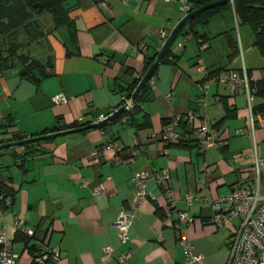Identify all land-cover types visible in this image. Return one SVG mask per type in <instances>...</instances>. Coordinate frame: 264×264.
<instances>
[{"label": "crops", "instance_id": "obj_1", "mask_svg": "<svg viewBox=\"0 0 264 264\" xmlns=\"http://www.w3.org/2000/svg\"><path fill=\"white\" fill-rule=\"evenodd\" d=\"M188 2L191 6L192 0ZM229 6L205 25L176 37L169 61L160 62L152 75L154 89L148 87L129 121L122 112L103 129L0 151L1 181L13 192L1 207L0 231L5 225L15 264H34L43 241L59 245V264H116L117 254L126 250L132 253L129 264H181L182 236L190 239L203 264L226 263L239 220L214 226L212 200L237 185L264 196V168L257 173L253 164L254 155L264 161V128L259 123L264 113L253 112L264 110V92L249 108L243 90L233 94L227 84L208 78L215 71L245 72L252 83L264 85V57L254 45V33L238 23ZM66 9L73 37L65 28L45 25L50 31L44 51L53 58L46 78L39 83L22 79L20 67L0 74V145L19 142L10 141L14 135L23 140L43 136L45 130L75 129L80 121L88 126L113 114L129 85L147 71V58L155 62L184 18L176 0H66ZM202 41L207 48L200 52ZM57 94L68 102L52 105L50 99ZM190 112L198 119L180 124L178 142H162L163 123ZM203 120L216 147L199 146L197 129ZM104 143L116 145L124 162L117 164L113 152L102 151ZM166 169L174 209L187 212L192 223L181 222L179 230L173 229L170 221L176 216L166 215L163 190L149 179L148 197L129 229L130 242L121 244L114 223L132 199L133 173L159 175ZM99 185L103 191L94 195ZM187 194L198 201L188 206ZM18 217L34 238L13 229ZM106 246L113 248L109 260L102 258Z\"/></svg>", "mask_w": 264, "mask_h": 264}, {"label": "built area", "instance_id": "obj_2", "mask_svg": "<svg viewBox=\"0 0 264 264\" xmlns=\"http://www.w3.org/2000/svg\"><path fill=\"white\" fill-rule=\"evenodd\" d=\"M169 2L170 0H164ZM180 4V10L187 16L191 11V6L188 0H176ZM126 3V0H124ZM104 5V3H101ZM231 6L233 2L230 3ZM163 37H168L164 34ZM185 38L178 44V47L183 46ZM207 48L205 43H200L198 50L200 52ZM217 80L224 84H227L233 94L239 90H243L249 108L253 107L256 89L250 86V79L247 74L236 73H222L212 81ZM148 87L154 89L155 79L153 76L147 82ZM206 88V87H205ZM206 92V90H205ZM52 105H64L68 102L67 98L63 94H57L50 99ZM124 108V112L131 113L135 107L134 99L132 97L124 96L122 98L121 106ZM107 116H101L99 121L104 120ZM198 115L190 112L183 117H175L166 120L160 138L166 145L174 144L179 140V127L182 122L192 124ZM260 126L264 128V116L259 120ZM104 134V132H102ZM197 136L199 138V146L202 149L216 147L217 143L215 137L209 129L207 121H200V125L197 129ZM102 151H110L115 155V162L123 163L124 158L121 155L119 148L111 143H104L101 147ZM167 154V151L164 152ZM254 167L257 173L260 168H264V161L260 160L254 155L253 160ZM149 179H155L158 186L163 190L166 198L167 205L164 207L166 215H175L176 218L172 223L174 230H179V223L184 222L187 226L192 223V218L188 216L185 211H177L174 209V195L170 188V172L168 169L163 170L159 175H149L143 172H134L131 178V182L134 186V192L131 201L126 207L122 208L115 220L114 226L117 230V236L121 244H127L130 242L129 229L133 220L141 206V204L147 199L148 194L146 191V183ZM1 183V175H0ZM103 191V186L99 185L92 190L94 195ZM198 201V198L193 194H187L185 196V202L188 206H191L194 202ZM5 198L0 194V212L1 207L6 205ZM212 208L214 210V218L212 224L219 227H224L230 224L233 220H239V224L231 237L230 244L228 245V256L225 264H264V196H262L258 190H250L242 185H237L230 192L221 197H216L212 200ZM13 229L20 231L27 238H34V231L23 226L21 217H18L13 223ZM179 243L183 248L184 261L181 264H203V258L201 254L194 248L190 239L187 236H182L179 239ZM113 253L111 246L103 248V259L109 260ZM60 248L58 244H48L43 241L38 246V253L33 258L34 264H59ZM132 258L130 250H126L117 254L116 264H129ZM17 255L13 251L11 240L6 236V227L2 226L0 231V264H15Z\"/></svg>", "mask_w": 264, "mask_h": 264}, {"label": "trees", "instance_id": "obj_3", "mask_svg": "<svg viewBox=\"0 0 264 264\" xmlns=\"http://www.w3.org/2000/svg\"><path fill=\"white\" fill-rule=\"evenodd\" d=\"M214 1L218 0H192L191 11ZM228 7L230 8L229 4H225L193 16L181 29L179 35L185 29L191 32L193 28L205 25L210 17ZM40 8H42L41 12ZM232 8L238 23L242 26L250 27L253 31L254 45L264 57V0H236L233 2ZM34 20L38 22V25L31 24ZM26 25H28L27 28H25ZM45 25H48L50 30L65 28L71 33L72 37L74 36V26L68 17L66 0H0V74L20 67L19 76L34 83H39L50 74L53 58L49 50L44 51L45 36L50 31H45ZM228 43L234 54L232 42L228 41ZM170 56L171 54L168 50L161 63H167ZM153 62L154 58H147L145 69L147 70ZM219 74L220 71L212 72L208 78H216ZM139 81V79L134 80L129 85L126 90V97H132ZM250 86L256 89L255 96L264 92V85L250 81ZM148 92V85H146L134 99L135 107L133 111L131 113L123 111L122 115L127 116L128 121L138 112L139 104L145 99ZM258 109L259 107L254 108L253 112L255 114L264 113V110ZM104 126L105 124L100 129H103ZM62 130L64 129L45 130L41 135ZM21 140H23L22 137L14 135L10 141ZM32 146L26 145L25 147ZM0 194L6 199L11 197L13 192L11 188L4 185L1 181Z\"/></svg>", "mask_w": 264, "mask_h": 264}, {"label": "water", "instance_id": "obj_4", "mask_svg": "<svg viewBox=\"0 0 264 264\" xmlns=\"http://www.w3.org/2000/svg\"><path fill=\"white\" fill-rule=\"evenodd\" d=\"M234 1H236V0H218V1L210 2L208 4H205L204 6L196 9V10L191 11L187 16H185L172 30L169 37L166 39V41L162 45L160 51L158 52L155 62L147 69V71L145 72L143 77L140 79L136 89L134 90V92L132 94V99H135L142 92V90L146 86L147 82L149 81L151 76L154 74L156 67L162 61L164 55L170 49V47L173 44V42L175 41L176 37L179 35L181 29L185 26V24L188 22V20L190 18H192L193 16H195L201 12H204V11H207V10H210V9H213V8L225 5V4H230L231 2H234ZM41 11H42V8H40V12ZM31 24L38 25V22L36 20H34ZM27 26L28 25H26L25 28H27ZM123 111H124V108L120 107L118 110H116L113 114L109 115L104 120L93 123V124L88 125V126H84L83 122L80 121V127L75 128V129H68V130H64L61 132L51 133V134H47V135H43V136L27 138V139L21 140L19 142H11L8 144H3V145H0V151L5 150V149H9V148H13V147H19V146H23V145L38 143L41 141L51 140V139H55L58 137H64L67 135H72V134L80 133L83 131H87L89 129L100 128L102 125L108 123L113 118H115L116 116L121 114Z\"/></svg>", "mask_w": 264, "mask_h": 264}]
</instances>
